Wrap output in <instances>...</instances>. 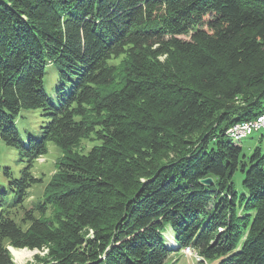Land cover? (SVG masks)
I'll list each match as a JSON object with an SVG mask.
<instances>
[{
    "label": "trees",
    "instance_id": "1",
    "mask_svg": "<svg viewBox=\"0 0 264 264\" xmlns=\"http://www.w3.org/2000/svg\"><path fill=\"white\" fill-rule=\"evenodd\" d=\"M25 109L47 120L37 137L19 136ZM263 110L264 0H0V140L25 164L0 190V264L9 247L38 251L31 264L190 247L198 264H264V152L246 160L225 133ZM50 142L62 156L28 209Z\"/></svg>",
    "mask_w": 264,
    "mask_h": 264
},
{
    "label": "rangeland",
    "instance_id": "2",
    "mask_svg": "<svg viewBox=\"0 0 264 264\" xmlns=\"http://www.w3.org/2000/svg\"><path fill=\"white\" fill-rule=\"evenodd\" d=\"M125 56H120L114 58L112 61L114 65L120 67ZM59 85V75L57 70L54 67H48L44 76V89L49 95L54 94V89ZM47 120L40 116V111L37 109H25L21 110L20 114L16 119V129L19 133L20 138L26 139L28 136L37 137L40 134V127L44 126ZM226 132V131H225ZM233 145L238 146L242 150V157L248 160L253 154L254 150L258 148L262 153L264 152V131L254 133L253 135L241 140L235 141L229 139ZM96 145V142L93 141H84L78 147L79 149L84 147V150H81L82 154H85L88 149ZM62 156V152L58 146L50 142L47 144V152L44 156L38 158L32 168V173L35 177L40 178L41 182L35 184L29 191V196L25 202L26 208H32L37 203L41 201L45 185L49 179L53 176L55 171V162H57ZM23 159L19 154V150L14 147L6 146L0 140V190L8 189V180L9 177L5 175V170L9 169L12 177L18 179L21 175V170L24 167ZM243 179V174L237 171L232 178L234 188L236 192H242L241 181ZM52 216V211L48 210L45 216L46 219H49ZM35 217L39 218L40 215L35 213ZM172 233L168 230L165 234L166 240H172ZM10 248V247H9ZM17 250V249H16ZM22 256L18 259L15 258L10 252L14 264H31L33 262V256L39 254L38 251H30L27 249L19 250ZM183 252V251H182ZM43 255V254H41ZM166 264H194L193 260L187 258L186 256L181 255L180 252H177L175 255L168 260Z\"/></svg>",
    "mask_w": 264,
    "mask_h": 264
},
{
    "label": "built area",
    "instance_id": "3",
    "mask_svg": "<svg viewBox=\"0 0 264 264\" xmlns=\"http://www.w3.org/2000/svg\"><path fill=\"white\" fill-rule=\"evenodd\" d=\"M231 131H240L245 132L246 134H254L260 131H264V117L263 118H254L248 120L247 124H234L229 127L225 133H229ZM186 257L192 259L195 263H199L200 261H196L195 253L191 249L185 253H183Z\"/></svg>",
    "mask_w": 264,
    "mask_h": 264
},
{
    "label": "bare ground",
    "instance_id": "4",
    "mask_svg": "<svg viewBox=\"0 0 264 264\" xmlns=\"http://www.w3.org/2000/svg\"><path fill=\"white\" fill-rule=\"evenodd\" d=\"M264 117V110L263 112H261L260 115H258L256 118H263ZM248 121H244V122H240V123H237V124H247ZM253 134H246L245 132H240V131H231L229 133H226V136L228 139H232V140H243L249 136H251ZM10 252L12 253V255L15 257V258H20L22 256L21 252L19 250H16V249H13V248H9ZM191 250V248H185L183 249V253L187 252ZM195 258H196V261H201L200 258L198 256L195 255Z\"/></svg>",
    "mask_w": 264,
    "mask_h": 264
},
{
    "label": "water",
    "instance_id": "5",
    "mask_svg": "<svg viewBox=\"0 0 264 264\" xmlns=\"http://www.w3.org/2000/svg\"><path fill=\"white\" fill-rule=\"evenodd\" d=\"M201 182H202V184H204V185H206V186H210V185H212V180H211L210 178L204 179V180H202ZM8 250H9V248H8ZM9 251H10V250H9Z\"/></svg>",
    "mask_w": 264,
    "mask_h": 264
}]
</instances>
